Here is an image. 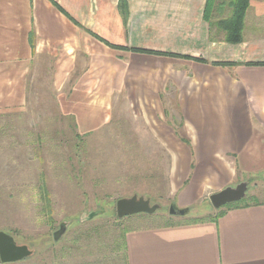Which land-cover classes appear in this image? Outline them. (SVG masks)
<instances>
[{"label": "crops", "instance_id": "1", "mask_svg": "<svg viewBox=\"0 0 264 264\" xmlns=\"http://www.w3.org/2000/svg\"><path fill=\"white\" fill-rule=\"evenodd\" d=\"M205 3L0 0V113L21 112L32 90L49 91L82 135L109 124L115 106L127 108L169 156L178 209L264 179V65L241 64L264 62V0H249L236 44L204 20ZM151 221L126 230L115 264H264V201L214 221Z\"/></svg>", "mask_w": 264, "mask_h": 264}, {"label": "rangeland", "instance_id": "2", "mask_svg": "<svg viewBox=\"0 0 264 264\" xmlns=\"http://www.w3.org/2000/svg\"><path fill=\"white\" fill-rule=\"evenodd\" d=\"M49 94L32 90L21 112L0 113V230L33 251L0 264H115L126 230L150 223L148 216L154 223L171 219L169 156L120 105L101 130L75 137L74 118L60 115ZM247 185L246 196L264 200L261 176ZM134 193L160 208L116 217V200ZM215 210L202 200L171 220L192 222ZM61 224L65 231L54 240Z\"/></svg>", "mask_w": 264, "mask_h": 264}, {"label": "trees", "instance_id": "3", "mask_svg": "<svg viewBox=\"0 0 264 264\" xmlns=\"http://www.w3.org/2000/svg\"><path fill=\"white\" fill-rule=\"evenodd\" d=\"M119 5H122V1ZM248 6H249V0H206L204 12H203V18L205 21L208 22L209 25H211L212 28H214L219 34L222 35V38L226 42L231 43V44H236L243 40L242 34H243V29H244V18H245ZM224 8H228L227 9L228 13L226 16L222 15ZM132 50L137 51V52H146V53H154V54H161V55H167V56H175L172 53L155 52L152 50H143V49H135V48H133ZM188 58H192L193 60L203 61L201 58H193V57H188ZM215 64L231 66L237 63L215 62ZM241 64L264 65V62H245ZM179 136H180L181 141L189 145V140L183 133L179 132ZM75 137L78 138V137H81V135L76 132ZM40 189L42 191V196L46 197L44 184L40 185ZM262 201L264 200L258 199L256 196H245L240 201L229 203V204H226L216 209L214 213L209 214L208 216L205 217V219L198 218V219H195V221L193 220L192 222H201L204 220L214 221L218 217L223 215L226 211L232 208H236L240 206H247L249 204L261 203ZM189 209L190 208H186V211H189ZM165 224L174 225L176 223H174L171 219H169L167 220V222H165Z\"/></svg>", "mask_w": 264, "mask_h": 264}, {"label": "water", "instance_id": "4", "mask_svg": "<svg viewBox=\"0 0 264 264\" xmlns=\"http://www.w3.org/2000/svg\"><path fill=\"white\" fill-rule=\"evenodd\" d=\"M247 181H241L235 185H229L221 190L212 193L209 200L215 209L226 204L240 201L246 196ZM160 208L158 203H152L149 197L144 195L132 194L130 196L120 197L115 202V214L118 218L126 215L137 213H154ZM168 213L170 215H184L186 208L178 209L173 205L169 206ZM65 225L61 224L59 228L53 232L54 240L64 233ZM32 250L26 244H18L13 236L0 230V262L8 263L22 260L32 254Z\"/></svg>", "mask_w": 264, "mask_h": 264}]
</instances>
